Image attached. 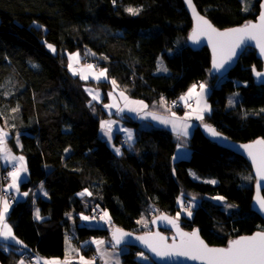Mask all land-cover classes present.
<instances>
[{"label": "trees", "instance_id": "1", "mask_svg": "<svg viewBox=\"0 0 264 264\" xmlns=\"http://www.w3.org/2000/svg\"><path fill=\"white\" fill-rule=\"evenodd\" d=\"M259 1L251 0L247 10L243 0L194 3L224 28L254 19ZM129 7L140 9L139 14H129ZM191 24L183 0H0V127L8 148L24 158L28 178L21 189L31 193L40 184L45 190V196L16 198L7 188L10 168L16 166L5 164L0 153L8 172L0 186L14 200L8 201V220L27 252L62 257L68 239L90 255L88 239H109L110 225L136 232L150 208L173 215L180 194L198 198L182 227L198 229L211 245L264 230V220L251 207L254 178L245 158L212 142L196 124L187 142L189 155L173 159L177 139L168 128L140 126L133 117L108 114L103 107L113 80L118 90L143 100L149 110L163 112L169 106L179 114L184 92L194 83L206 84L211 110L203 123L239 142L264 138V84L252 79V70L262 62L254 49L248 47L219 78L209 70V49L188 46ZM74 50L81 62L106 70L108 80L73 75L68 53ZM159 59L166 72H157ZM87 86L99 88L103 98L93 101ZM233 92L237 103L227 108ZM174 99L178 105L172 107ZM109 116L134 128L131 141L122 133L106 139L101 121ZM215 195L233 209L228 212L211 200ZM96 209L108 213L102 226L80 221L81 213L91 216ZM141 254L129 247L121 258L124 264H155ZM18 255L0 249V262L14 264Z\"/></svg>", "mask_w": 264, "mask_h": 264}, {"label": "snow or ice", "instance_id": "2", "mask_svg": "<svg viewBox=\"0 0 264 264\" xmlns=\"http://www.w3.org/2000/svg\"><path fill=\"white\" fill-rule=\"evenodd\" d=\"M188 6L192 9L193 13L196 15L197 26L193 30L192 35L189 37L194 43L199 42L200 36H207L208 42L212 45L213 48V67L219 71L224 65L232 59V57L237 55V49L241 48L244 45L246 40H253L256 42V47L260 49V54L264 55V10L260 12L259 22L252 23L248 22L241 27L231 28L226 31H218L213 25L204 17L196 14L195 6L192 4V0H186ZM115 3V0H113ZM262 9H264V4L261 5ZM247 10V9H245ZM126 11L131 15H138L140 9L135 8H127ZM49 48H52V45H49ZM55 49L53 48V51ZM69 60H75L79 63V54H74L69 56ZM69 70L73 72V75L77 74V70L73 69L72 63L68 65ZM94 66L88 64L86 68L91 70ZM167 71V69H163ZM81 73L84 71L80 70ZM255 71V69H254ZM258 77H264V73L256 72ZM101 77L106 78V70H102L96 79H100ZM81 79H87L86 75L81 74ZM112 84L115 86L116 81L113 80ZM204 85H200L201 92H196V85H193L187 93V96L202 95L204 91ZM89 91V95H92L93 100H97L99 98V93L93 94L91 90ZM111 95V94H109ZM121 97H124V93H120ZM127 99V97H124ZM163 99V98H162ZM182 100L186 99V97H181ZM130 103L139 104L143 107H147L143 105L142 101H131ZM229 103H232V100H229ZM106 108L117 107L115 103L111 105H105ZM131 111H136V109H130ZM208 110V106L205 104L204 108L199 109L197 112L196 118L199 120H203V116L200 115V112ZM118 111H123V109H118ZM264 111V109H262ZM190 115V114H186ZM175 116V113H173ZM153 119H159L163 124L171 123L173 126V131H179L180 135L186 137L188 135V127L186 120L182 121L179 126L177 124V120H169L167 118L158 117L153 115ZM115 121H101V129L104 131V134L108 136L109 140H111L112 133V125ZM205 128L213 137L221 136V133L217 132L216 129L212 128L210 125H205ZM7 133L3 130H0V152H8L5 137ZM128 140H132L131 132H128ZM255 145H260V154H259V162H257V156L253 153L252 149ZM255 145H242L243 148L248 150V155L252 157L253 163L257 165V174L264 179V139L257 140ZM67 152L68 149H65ZM117 154H120V149H115ZM10 154V153H9ZM8 156H5L7 159ZM174 157L173 159H176ZM12 160L19 159L21 161V165L16 168L15 171L10 172L9 175L12 177V183L9 185V188H14L19 191V186L17 181L21 178L22 172H27L26 166L23 164V157H11ZM210 183H215V181H209ZM42 187V186H41ZM87 192V190H85ZM23 195L27 196L28 193H23ZM80 195H84V193H80ZM88 195H91L89 192ZM217 200H224V197L217 196L215 197ZM260 209L264 211V199H260L259 201ZM182 203V201H181ZM0 238L4 241L9 242L3 246L4 248L13 247L16 244H21L19 240H17L13 234L11 227L5 222L6 214L9 210V202L6 197H0ZM231 207V206H230ZM179 215V214H178ZM188 215L191 216V212L188 211ZM104 216H108V213L105 212ZM36 218L39 219V211L37 210ZM82 219H89V217H82ZM161 219L168 220L170 224L173 225L177 229V234L180 236V243L177 245L173 243L172 245H165L163 241L165 237L161 236L159 233H156L154 238H152L153 242H150L149 238L145 237H137V239L143 241L148 245V247L156 253L157 256H185L192 260H201L204 261V264H264V232H258L253 236L248 237H240L237 240L230 241L227 247L224 248H212L204 243L203 240L199 238L198 230H194L191 233L182 232L179 229V225L175 220L170 219L166 216L161 217ZM126 235H130L128 233H123L121 230L117 229L116 232L113 233V239L116 241V244H120L123 237ZM97 245H102L104 241H93ZM143 255V254H141ZM83 264H92L91 261L85 260L81 257ZM18 264H24V260L21 259ZM45 264H60L59 261H45ZM67 264V262H65ZM117 264L119 262L117 261Z\"/></svg>", "mask_w": 264, "mask_h": 264}, {"label": "crops", "instance_id": "3", "mask_svg": "<svg viewBox=\"0 0 264 264\" xmlns=\"http://www.w3.org/2000/svg\"><path fill=\"white\" fill-rule=\"evenodd\" d=\"M88 64L91 63H77L75 60L72 62V65L74 67V69L77 70V75L81 77V74L86 75L87 79H83V80H93L95 82L97 81H107L108 77L106 75V78L101 77L100 79H96L95 77L99 75V73L102 71V69H98L93 67L91 70H88L86 68V66ZM92 65V64H91ZM81 69H83L84 71L81 73ZM71 71V70H70ZM71 73L73 74V72L71 71ZM194 85H196V92L200 93L201 89H200V83H194ZM204 85V84H203ZM113 89L111 91L108 92V100L106 102H104L103 107L106 109L108 114H115L120 116L121 114H127L130 117H133L134 119H136L139 122V125H155V126H159V127H166L168 128L174 135V137H176L177 139V146H176V151L174 154V157H187L190 153V148L187 146V142L190 138V135L193 131V129L196 127V124L200 125L201 123L204 122V116L211 110V104L208 102L207 100V96L209 94V88L208 86L205 84L204 86V91L202 93V95L197 96V95H192V96H187L188 90L193 86H190L185 92L184 95L182 97H186V99L182 100L181 97L179 99V101L181 102V104H184L183 108L184 111L183 113L179 114L177 113L173 108H170L169 106L166 107V110H163V112H159V111H155V110H149L148 106L146 105V103L143 100H139V99H135V98H129L128 96H126L124 94V97H127V99H125L124 97L120 96V93L122 92L120 89L118 90V88L114 85ZM88 89L87 90H91L93 94L99 93V98L97 100H93V101H100L103 97H102V91L99 88H94L91 86H87ZM89 93V91H88ZM111 94V95H109ZM90 98H92V95H90ZM131 101H142L143 105H146L147 107H143L142 105L139 104H133L130 103ZM192 101V103L189 105L187 104V102ZM115 103L117 105V107H111V108H106L105 105H111ZM208 106V110L200 112L199 114L203 116V120H199L196 118L197 112L199 111V109L204 108V105ZM118 109H123V111H118ZM130 109H136V111H131ZM173 113H175V116H173ZM186 114H190V115H186ZM153 115H156L158 117H163V118H167L169 120H177V118H179L177 120V124L179 126V124L186 120L187 124L189 125L187 131H188V135L186 137L180 135L179 131H173V126L171 123L169 124H163L160 122L159 119H153ZM106 120L108 121H115V123L112 125V133H111V137L114 133H122V135H124L126 138H128V132H131L132 134V138L134 137V128H128L121 120L113 117V116H109V118H107ZM105 121V120H104ZM0 130H4V128L0 127ZM6 133V132H5ZM7 137V136H6ZM107 140H109L108 136H105ZM7 149L8 152H0L3 162L5 164H10L12 166H16V168H18L21 165V161L19 159L16 160H12L11 157H22V155L16 153V152H12L9 148L8 145ZM10 153V154H9ZM8 156L7 159H5V156ZM173 157V158H174ZM23 164L25 165V161L23 159ZM194 177V175H193ZM28 176H27V172H22L21 173V178L20 180L17 181L18 186H19V191H17L14 188H9V185L12 183V177L10 176V180L7 184V188H9V190L13 193V195L20 199H26L28 197V195H30V197L35 198V196H37V194H40L41 196H45V190L43 188V186L41 187L40 184L37 185V188L33 191H31V193H29V191H23L20 187V185L23 182H26ZM23 193H28L27 196L23 195ZM1 197V196H0ZM0 208H2V205H0ZM35 210V214L34 216L36 217V213L37 210L36 208ZM11 211V205L9 204V210L6 214V220L5 222L11 227L12 229V234L13 236L20 241L19 238L16 237L13 228H12V224L11 221L8 220V216L9 213ZM81 222L85 223L83 221V219H80ZM106 221V220H105ZM86 224V223H85ZM88 225V224H87ZM108 240V238L104 237H93L88 239L87 243L89 244V246L91 247V249H93V253L90 255L85 254L79 247L77 246L76 243L74 241H70L67 239V241L65 242V246H64V250L65 253L62 257H44V256H39L36 255V258L34 261H28L27 258H25V255L23 254L25 251L26 252V248H25V244L21 242V244H16L13 247L10 248H4V247H0V249L4 252L7 253L9 249L14 250L18 255V258L16 261H14V264L18 263L21 259L24 260V264H45V261H59L60 264H65V262H67V264H83L81 257H83L85 260L91 261L92 264H117V261L119 262V264H124L121 258V254L120 257L117 253V251L115 250V247L112 245V243H110ZM93 241H104V243L102 245H97L96 243H93ZM86 241H84L83 244H85ZM9 242L4 241L2 238H0V246H3L5 244H7ZM82 245V244H81ZM119 248V247H117ZM128 250V249H127ZM126 250V251H127ZM125 253V252H124ZM0 264H3L0 262ZM10 264V263H9Z\"/></svg>", "mask_w": 264, "mask_h": 264}, {"label": "water", "instance_id": "4", "mask_svg": "<svg viewBox=\"0 0 264 264\" xmlns=\"http://www.w3.org/2000/svg\"><path fill=\"white\" fill-rule=\"evenodd\" d=\"M184 2V7H186L187 12L189 14V17H191L192 20V24H191V29L188 32L187 35V44L188 46L193 50V49H199L202 48L204 46L207 47V49H209L210 51V72L212 75L214 76H218L219 78H223L226 76V74L229 73L230 70H232L233 67L236 66L237 61L239 60V56L248 48H252L255 51V55L256 58H259L262 62V65L259 69L255 68L252 70V79L254 81L255 85H259V84H264V77H258L256 75V72H261L264 73V55L260 54V49L258 47H256V42L253 40H246L244 45H242L241 48L237 49V55L232 57V59L230 61H228L223 68H221L219 71H217L214 67H213V48L212 45L208 42V37L207 36H200L199 38V42L198 43H194L191 39H189V37L192 35L193 30L196 28L197 26V19H196V15L193 13L192 9L188 6L186 0H183ZM192 4L195 6L194 0H192ZM264 4V0H260L259 1V10L257 12V15L254 19H250V20H246V22L241 23V24H235L234 26H228V27H224V28H219L217 26L214 25V23L211 22V20L206 17L203 13H201L197 6H195V10H196V14H198L199 16L204 17V19L208 20L213 27H215L218 31H226L228 29L231 28H237V27H241L244 24L248 23V22H252V23H258L259 22V16H260V12L264 9H262L261 5ZM210 125L212 128L215 129V127L209 123H201L200 124V129L201 132L204 136H206L207 138H209L212 142L216 143L218 146H222L228 150H231L232 152H234L235 154H237L238 156H242L243 158H245V160L248 162L249 166H251V171H252V176L254 177V182H253V196H252V203H251V207L252 209L260 216L261 219L264 220V211H262L260 209V205H259V200L260 199H264L263 196V191H264V179H261V177L257 174V165L253 163L252 157H250L248 155V150H246L245 148L242 147V145H249V144H253L255 145V142L257 140H261L264 138H255V139H251V141H235L233 139H231L230 137H228L227 135H224L223 133H221L219 130L217 132L221 133V136L219 137H213L208 130L205 128V125ZM260 149L261 146L260 145H255V147L252 149L253 153L257 156V162H259V154H260ZM168 217L170 219H173L176 221V223L179 225V229L182 232H186V233H191L194 230H198L196 228L190 229V230H186L182 227L181 223L179 222V220H177L172 214L170 213H165V212H160L158 213L156 216H154L151 220H150V224H152V230L147 231V232H138V231H131L128 229H123L120 226L114 225L109 232V239L112 243V245L115 247H121V246H127V247H134V248H138L140 251L144 252L148 257L151 258V260L153 261V263L155 264H204V261L201 260H192L188 257L185 256H157L155 252H153L146 243H144L143 241L137 239V237H145V238H149L150 242H153L152 238H154L156 233H159L161 236L165 237V240L163 241V244L165 245H172L173 243L175 244H179L180 243V236L177 234V229L175 227H173L172 224H170L168 222V220H164L161 219V217ZM119 229L121 230L123 233H128L130 235H126L123 237L122 241L120 244H116V241L113 239V233L116 232V230ZM258 232H264V230H255V232L253 233H249V234H244V235H238L235 236L233 239H230L226 242V244L224 245H215V244H209L206 242V240L203 238V236L199 233L198 231V235L199 238L201 240L204 241V243L206 245H208L209 247L212 248H224L227 247L230 241L233 240H237L240 237H248V236H253Z\"/></svg>", "mask_w": 264, "mask_h": 264}, {"label": "rangeland", "instance_id": "5", "mask_svg": "<svg viewBox=\"0 0 264 264\" xmlns=\"http://www.w3.org/2000/svg\"><path fill=\"white\" fill-rule=\"evenodd\" d=\"M249 2H251V0H243L244 9H248L251 6V3L249 4ZM85 52H86V54L92 55L89 50H86ZM77 53L79 54V52L77 50H74V52H69L68 55L70 56V55H74V54H77ZM80 58H81V55L79 54V63H83V62L80 61ZM73 61L74 60H72V61L69 60V63H72ZM165 68H166V66H165L164 62H162V59H159L158 60L157 72L161 73V71H164L163 69H165ZM73 69H74V67H73ZM237 97L238 96H237L236 93H234V92L233 93H229L228 96H227V101H226L227 102V106L226 107L228 108V107L235 106L236 103H237ZM229 100H232L231 104L229 103ZM252 182H253V180H252ZM217 196H219V195L212 196V197H210V199L213 200L216 203H220L221 207L224 210L228 211V212L231 211V209H233V207H234L233 204L228 203L226 200L221 201V200L215 199V197H217ZM181 201H182V203H181ZM176 202H177L178 209L175 212V214H173V216L177 220H179V222H182V221L185 220V218L192 217V215L194 213L193 209L198 204V198H196L194 196H189V198H187L184 195L180 194L178 196ZM188 211L191 212V216L188 215ZM142 214L143 215L141 216V218L139 219V222H138L137 231H139V232H147V231L152 230V224H150V220L154 216H156L158 214V211L155 208H150L147 211L143 212ZM84 216L89 217V219H87V220L83 219V221L86 224L91 225V226H93V225L102 226L103 223H105V220H108L107 216H104V212H103V215L102 214L100 215L101 217L100 216H96V215H94V216L91 215L90 216L89 214L81 213V218L84 217ZM111 227L112 226L110 225L108 228L111 229ZM108 241L110 242V240H108ZM127 249H129V247L121 246L119 248L115 247L114 251H117V253H118L119 257H120V254L126 252ZM142 253L147 257V260H151V258L148 257L144 252H142Z\"/></svg>", "mask_w": 264, "mask_h": 264}, {"label": "built area", "instance_id": "6", "mask_svg": "<svg viewBox=\"0 0 264 264\" xmlns=\"http://www.w3.org/2000/svg\"><path fill=\"white\" fill-rule=\"evenodd\" d=\"M190 103V102H189ZM169 104L174 107V106H177L178 103L177 101L174 99V100H170ZM14 171L13 168H10V172ZM7 173L6 171H3V167L1 166L0 164V179H1V182L4 184V182L8 179L7 177ZM2 184V186H0V196L1 197H6L8 199V201L12 204L14 202L13 198L11 197V195L9 194L8 190L6 188H4V185ZM100 216L101 213H99V211L96 209L93 213H92V216ZM101 217V216H100ZM24 255H25V258H27L28 261H34L35 258H36V255L31 253V252H25L23 251ZM18 264V263H17Z\"/></svg>", "mask_w": 264, "mask_h": 264}]
</instances>
